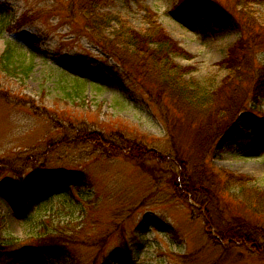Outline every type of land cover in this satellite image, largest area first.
<instances>
[{
    "label": "rangeland",
    "instance_id": "1",
    "mask_svg": "<svg viewBox=\"0 0 264 264\" xmlns=\"http://www.w3.org/2000/svg\"><path fill=\"white\" fill-rule=\"evenodd\" d=\"M180 2L139 5L191 56L175 61L214 89L239 30L221 17L209 26L193 20L185 10L192 5ZM252 8L264 23V1ZM64 9L65 0H0V264H264L263 208L234 189L205 207L179 194L172 172H185L193 187L202 158L195 126L170 109L164 122L155 98ZM101 10L143 26L132 1ZM234 126L240 133L213 146L208 167L249 176L247 187L264 191V97L247 104ZM96 137L104 142H88ZM132 147L161 158L127 156ZM236 218L254 226L242 234L253 246L224 235ZM48 236L56 243L44 249ZM7 246L19 259L6 257Z\"/></svg>",
    "mask_w": 264,
    "mask_h": 264
},
{
    "label": "trees",
    "instance_id": "2",
    "mask_svg": "<svg viewBox=\"0 0 264 264\" xmlns=\"http://www.w3.org/2000/svg\"><path fill=\"white\" fill-rule=\"evenodd\" d=\"M127 1H132L143 10L142 27L135 28L124 22L121 16L103 12L101 9L112 0H65V18L91 44L128 70L130 76L146 88L151 98H155L153 102L164 122L169 121L164 111L170 109L179 121L195 126L203 150L202 158L195 163L197 169L193 187L182 180L185 172L182 171L181 177L172 172L174 189L179 194L186 193L193 202L205 207L217 192L234 189L238 195L247 196L249 201L264 210V191L247 187L253 181L251 177L208 167L213 146L227 143L234 138V133H240L234 126L240 112H246L251 101L264 97V23L258 21L252 8L253 4L264 0H181V6L185 4L183 1L192 5L185 9L191 19L201 18L209 26L221 17L239 30V38L227 48L220 63L227 74L211 90L200 86L190 76L192 69L175 61L176 58L190 59L191 56L166 33L155 13L140 6L139 0ZM95 140L104 142L101 137L91 138L88 142ZM235 140L241 144L246 138L239 135ZM232 145L228 144L229 147ZM141 153H153L161 158L157 151L145 147H132L127 156ZM177 159L173 162L176 168ZM234 221L226 227L224 235L233 243L246 242L253 246L255 241L242 234L251 232L254 226L245 223L242 218ZM54 239L48 236L40 244L44 249L48 248L45 244L56 243ZM7 249L8 259H19L13 247L7 246Z\"/></svg>",
    "mask_w": 264,
    "mask_h": 264
}]
</instances>
